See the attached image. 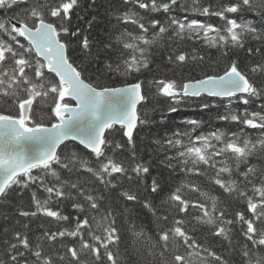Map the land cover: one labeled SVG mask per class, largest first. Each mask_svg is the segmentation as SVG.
<instances>
[{"label":"snow or ice","instance_id":"6c2138e0","mask_svg":"<svg viewBox=\"0 0 264 264\" xmlns=\"http://www.w3.org/2000/svg\"><path fill=\"white\" fill-rule=\"evenodd\" d=\"M100 5L0 0V264H264V0Z\"/></svg>","mask_w":264,"mask_h":264},{"label":"trees","instance_id":"16d2710c","mask_svg":"<svg viewBox=\"0 0 264 264\" xmlns=\"http://www.w3.org/2000/svg\"><path fill=\"white\" fill-rule=\"evenodd\" d=\"M107 6V0H101V5L98 9V11L95 13L96 15H98L100 17V23L97 25L95 31H94V35H99L101 30L106 31L107 30V26H108V22L107 19L105 17V7ZM163 104V101L161 102ZM216 114V110L213 109L210 112H199V111H193L191 108L187 109L186 111H183L179 114V116H189V117H198V118H202L204 119L206 122L209 121L210 119L214 120ZM175 116V114H174ZM178 118V117H176ZM151 120L154 121H159V113H153L150 116ZM174 119L170 120L169 122H167L164 125L157 123L154 124H150V125H146V126H139L138 129L136 130V139H137V145L138 148H150L152 147V145L149 143V141L151 140V138L153 136H163V134L166 131H170L173 124H174ZM145 157H147V152H145ZM25 199H27V196L25 197ZM7 211L11 212V208H7ZM38 221L33 220V226H35V224ZM11 221H3L2 219H0V228H3L5 226V224H10Z\"/></svg>","mask_w":264,"mask_h":264}]
</instances>
